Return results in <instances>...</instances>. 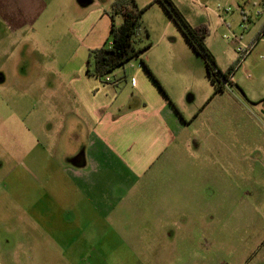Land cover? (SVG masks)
Returning a JSON list of instances; mask_svg holds the SVG:
<instances>
[{
	"label": "crops",
	"instance_id": "obj_1",
	"mask_svg": "<svg viewBox=\"0 0 264 264\" xmlns=\"http://www.w3.org/2000/svg\"><path fill=\"white\" fill-rule=\"evenodd\" d=\"M1 1V12L15 32L27 24L26 2L32 8L36 0ZM224 2L238 6L246 43L264 34V16L253 18L247 9L255 0ZM230 12L217 13L223 20ZM191 25L210 29V22ZM86 32L88 50L105 43L107 35L99 27ZM209 48L218 68L227 71ZM170 61L162 56L146 62L154 76L138 63L110 80L80 67L67 79V121L53 124L50 142L42 143L41 150L50 148V153L35 152V162L20 172L27 184L34 178L37 195L30 207L68 264H264V158H258L259 168L244 161L252 153L263 155L264 140L255 142L253 151L248 145L239 150L243 168L230 165L222 171L201 169L202 154L193 155L195 161L200 155L198 165L182 168L189 157L178 152L204 132L206 139L217 133L220 122L209 126L206 109L228 125L236 109L228 99L239 98L240 91L248 97L243 89H229L237 82L234 73L231 84L210 100L214 86L205 97L191 92L179 74L156 71H167ZM238 101L237 109L250 113V105ZM258 121L264 129V119ZM203 177L206 184H201ZM218 178L225 184L219 185ZM48 195L50 202L44 200Z\"/></svg>",
	"mask_w": 264,
	"mask_h": 264
},
{
	"label": "rangeland",
	"instance_id": "obj_2",
	"mask_svg": "<svg viewBox=\"0 0 264 264\" xmlns=\"http://www.w3.org/2000/svg\"><path fill=\"white\" fill-rule=\"evenodd\" d=\"M134 1L143 10L140 32L134 37L135 45H151L106 77L124 75L125 70L138 63L143 64L142 60L155 63L165 56L173 64L167 71L155 68L159 75L179 74L191 92L205 97L206 89L211 91L214 86L212 80L205 77V57L192 47L175 20L176 14L173 12L172 16L160 0ZM172 1L188 23L210 22L207 46L216 50L222 68L228 69L233 65L240 56L238 47L241 46L234 35L242 38L245 33L240 25L238 6L225 4L224 0ZM114 2L36 0L31 8L32 2L27 1V24L14 32L1 12L0 0V264H68L59 245L37 223L35 209L30 207L37 195L32 188L34 178H29L27 184L20 172L35 162V152H43V141L47 139L45 142H50L55 129L53 124L67 121L68 101L71 103L67 79L83 65L91 70L95 67L94 60L90 59L91 50L86 47V30L98 27L104 30L107 36L103 45L108 46L112 39V16L117 25L123 22V16L112 10ZM219 5L232 10L223 20L217 13L221 12ZM247 9L253 18L263 17L264 0H255V5L253 2L247 4ZM228 19L232 28L227 25ZM246 38L245 35L242 43H246ZM194 41L197 43L196 39ZM243 62L234 73L237 82L230 83L229 89L245 91L248 98L241 91L237 97L250 105V113L237 109L239 98H229L228 103L236 109L233 111V122L226 125L225 120L220 116L217 120L211 116L210 109H206L203 116L209 117V126L212 122H220L217 133L206 139L209 134L204 132L195 138V144L193 141L190 146H183L182 150L179 148V154L189 157H186L182 168H192L195 163L198 165L201 154V169L222 171L229 170L230 165L233 169L243 168L239 150L248 145V150L253 151L255 142L264 140V129L257 124L259 116L264 119L261 106L264 104V42L252 50ZM189 99L186 100L188 105L191 103ZM215 105L222 107L223 104L217 101ZM201 107L204 109L206 104ZM201 139L202 145L199 146L197 141ZM37 146L39 152L36 151ZM47 150L50 153V148L46 147L43 153ZM197 154L200 155L195 161L193 155ZM230 154L234 158L228 159ZM250 155L251 162L244 161L259 168L258 158H264V151L263 155ZM207 182V177L201 179V184ZM217 182L225 184L223 178H218ZM26 185L30 188L25 189ZM52 186L50 183L49 188ZM44 200L50 202V195ZM38 239L40 242H37ZM209 254H206L208 260Z\"/></svg>",
	"mask_w": 264,
	"mask_h": 264
},
{
	"label": "trees",
	"instance_id": "obj_3",
	"mask_svg": "<svg viewBox=\"0 0 264 264\" xmlns=\"http://www.w3.org/2000/svg\"><path fill=\"white\" fill-rule=\"evenodd\" d=\"M160 1L172 16H174L173 12L176 14L175 20L186 33V36L192 47L205 57L207 73L214 84V91L209 98L210 100L214 95L220 91H223L225 88V85L221 82L219 76H223L227 79L230 78V76L236 72L248 54L245 53L240 55L235 63L231 65L227 71L223 72L218 68L215 56L206 44V38L207 35H209V30L205 26H193L188 23L181 15L172 0ZM112 10L114 13L121 14L123 16V22L117 25L114 22V16H112V39L109 45H103L101 47L92 49L90 53V59L94 60L95 67L93 70L88 68V72L100 77H106L107 74L116 67L125 64L126 61L133 58L134 56L140 55L151 45L149 44L144 47H136L135 45L134 37L138 36L140 32L143 10L137 6L134 0H115ZM183 26H185L186 29ZM187 31L189 33H187ZM260 35L263 34L261 33ZM260 35L256 41L259 40ZM194 39H196L197 43L194 41ZM142 62L149 72H151V74L154 76L150 68L147 66L146 61L142 60Z\"/></svg>",
	"mask_w": 264,
	"mask_h": 264
},
{
	"label": "built area",
	"instance_id": "obj_4",
	"mask_svg": "<svg viewBox=\"0 0 264 264\" xmlns=\"http://www.w3.org/2000/svg\"><path fill=\"white\" fill-rule=\"evenodd\" d=\"M218 9L221 11H224V12L232 11L231 8L223 7L220 5L218 6ZM259 13L260 12H258V14ZM242 27L246 28L244 23L242 24ZM234 39H236L239 42V44L241 45L238 47V51L240 52V55H243L245 53L249 54L253 50L254 44L256 43L255 41L252 43H242V38L237 36V35H234ZM259 39L264 40V34L261 35ZM219 78H220L221 82L225 85V87H228L230 85V81H231L230 78L227 79V78H224L223 76H219ZM106 80H110V78L106 77Z\"/></svg>",
	"mask_w": 264,
	"mask_h": 264
},
{
	"label": "water",
	"instance_id": "obj_5",
	"mask_svg": "<svg viewBox=\"0 0 264 264\" xmlns=\"http://www.w3.org/2000/svg\"><path fill=\"white\" fill-rule=\"evenodd\" d=\"M263 106H264V104H263ZM262 112H263V114H264V109H262Z\"/></svg>",
	"mask_w": 264,
	"mask_h": 264
}]
</instances>
